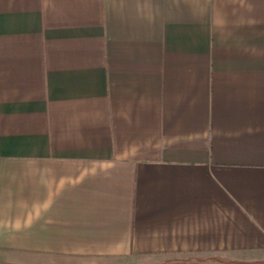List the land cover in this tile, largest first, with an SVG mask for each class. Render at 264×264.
Masks as SVG:
<instances>
[{
  "label": "crops",
  "instance_id": "0c3cea01",
  "mask_svg": "<svg viewBox=\"0 0 264 264\" xmlns=\"http://www.w3.org/2000/svg\"><path fill=\"white\" fill-rule=\"evenodd\" d=\"M136 263L264 264V0H0V264Z\"/></svg>",
  "mask_w": 264,
  "mask_h": 264
},
{
  "label": "rangeland",
  "instance_id": "374dc122",
  "mask_svg": "<svg viewBox=\"0 0 264 264\" xmlns=\"http://www.w3.org/2000/svg\"><path fill=\"white\" fill-rule=\"evenodd\" d=\"M136 260H138V258H136V259H134L133 258V261H136ZM140 261L142 260V261H144V259H139ZM125 261V260H124ZM138 263H139V261H138ZM138 263H136V264H138Z\"/></svg>",
  "mask_w": 264,
  "mask_h": 264
}]
</instances>
